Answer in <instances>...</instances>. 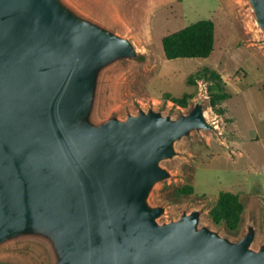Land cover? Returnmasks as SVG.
Segmentation results:
<instances>
[{
  "label": "water",
  "instance_id": "1",
  "mask_svg": "<svg viewBox=\"0 0 264 264\" xmlns=\"http://www.w3.org/2000/svg\"><path fill=\"white\" fill-rule=\"evenodd\" d=\"M264 33V0H248ZM134 42L68 0H0V246L49 247L54 264H264L252 221L236 241L149 195L193 132L216 131L200 97L178 118L140 109L97 121L103 72Z\"/></svg>",
  "mask_w": 264,
  "mask_h": 264
},
{
  "label": "rangeland",
  "instance_id": "2",
  "mask_svg": "<svg viewBox=\"0 0 264 264\" xmlns=\"http://www.w3.org/2000/svg\"><path fill=\"white\" fill-rule=\"evenodd\" d=\"M89 17L131 39L139 57L116 62L100 79L96 120L126 119L140 109L178 118L203 97L216 131L193 132L161 165L149 203L164 206L160 222L183 211L202 212L201 224L239 240L253 221L264 242V33L248 0H68ZM201 19L215 24V48L206 58L166 59L162 39ZM213 72L218 77L213 76ZM190 95L188 107L165 98ZM186 185L191 194L182 192ZM221 191L237 194L244 212L237 229L209 215ZM49 247L16 241L0 246V264H54Z\"/></svg>",
  "mask_w": 264,
  "mask_h": 264
},
{
  "label": "trees",
  "instance_id": "3",
  "mask_svg": "<svg viewBox=\"0 0 264 264\" xmlns=\"http://www.w3.org/2000/svg\"><path fill=\"white\" fill-rule=\"evenodd\" d=\"M163 51L166 59L176 58H206L215 48V24L211 19H201L188 26L169 33L162 39ZM218 77L216 72L212 73ZM176 105L188 107L190 95L174 97L168 93L164 95ZM182 192L191 194L193 187L186 185ZM244 204L240 197L231 191H221L216 204L209 211V215L217 224L225 223L230 230L238 228Z\"/></svg>",
  "mask_w": 264,
  "mask_h": 264
}]
</instances>
